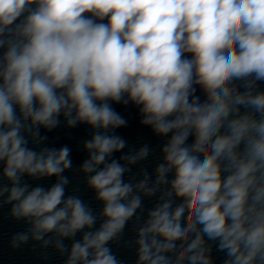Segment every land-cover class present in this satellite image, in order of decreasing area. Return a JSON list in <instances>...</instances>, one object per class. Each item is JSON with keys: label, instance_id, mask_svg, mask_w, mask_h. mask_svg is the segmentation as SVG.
I'll use <instances>...</instances> for the list:
<instances>
[{"label": "clouds", "instance_id": "9594fccd", "mask_svg": "<svg viewBox=\"0 0 264 264\" xmlns=\"http://www.w3.org/2000/svg\"><path fill=\"white\" fill-rule=\"evenodd\" d=\"M261 85L264 0H0V171L11 182L0 196L8 193L14 218L30 221L34 240L61 238L65 264H124L111 243L141 209L134 192L151 197L162 187L135 228V264H264ZM129 102L142 125L168 137L151 185L147 173L125 182L128 169L108 161L126 146L107 134L127 125L113 104ZM61 114L70 127L95 130L82 169L94 173L99 217L80 197H65L67 146H27L23 133L35 140ZM148 154L145 145L122 159ZM25 176L58 181L45 189ZM28 239L17 233L13 247Z\"/></svg>", "mask_w": 264, "mask_h": 264}]
</instances>
